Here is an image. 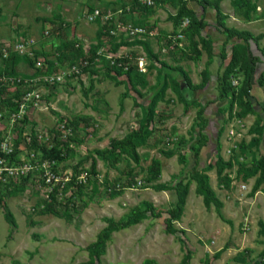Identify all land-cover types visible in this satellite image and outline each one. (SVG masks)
<instances>
[{
	"label": "rangeland",
	"instance_id": "obj_1",
	"mask_svg": "<svg viewBox=\"0 0 264 264\" xmlns=\"http://www.w3.org/2000/svg\"><path fill=\"white\" fill-rule=\"evenodd\" d=\"M142 1L0 0V75L9 65L3 57L5 51L8 55L18 54L12 68L19 78L31 77L37 61L43 64V71L56 76L67 71L71 60L81 68L78 74H66L54 85H36L34 89L40 96L38 106L28 107L26 120L15 128L7 121H0V128L13 137L18 158L23 161L28 160L33 135H47L49 145L50 142L54 145V139H61L58 131L61 125L68 124L73 130L71 139L58 141L63 144L61 148L66 157L54 168L59 180L56 186H46L43 175L37 170L24 181L0 186V264L87 263V247L106 226V220L119 222L143 202L163 212L161 217L148 218L112 233L100 264H181L184 252L178 237L191 252L189 264H238L233 259L239 254H246L249 261L262 260L264 246L257 233L258 221H264L262 186L252 193L257 176L244 180L237 175L240 164L249 167L252 158L264 156V134L257 148L251 147L245 152L242 149V144L247 145L251 139L259 137L255 132L261 124L257 116L264 124V113L259 107L264 104V87H259L255 81L252 104L256 114L239 119L236 116L239 108L234 104L230 117L228 109L232 97L229 96L227 101L219 103V122L214 121L205 129L210 163L217 154V145L222 159L233 163L221 178L217 177L215 169L207 173L211 188L222 202L224 220L213 206L207 209L203 205L201 197L195 193V181L187 180L189 190L184 212L181 220L174 223L184 235L166 232L164 211L174 204V191L160 192L152 187L172 186L176 180L188 176L195 166L189 146L195 141L192 125L199 108L195 102L192 109L185 112L168 86L147 127L149 134L144 139L134 136L139 162L134 163L127 155H122L117 162L99 155L110 148L112 140L136 133L146 115L150 95L158 84L157 72L145 51L132 43L141 40L149 46L153 44L152 51L168 64L171 57L164 46L167 39L171 53H177L179 63L188 70L184 71L192 84L201 85L202 72H208V85L194 91L191 99L210 101L217 94V76L225 68L219 65L217 69L216 63L215 68L210 69L211 63L202 56L191 62L189 42L183 34L188 24L181 31V23L177 28L173 26L170 17L175 15L176 8L171 0H150V5ZM253 5L256 7L253 26L259 32L256 35H262L259 45L264 50V0H253ZM94 11L100 16L89 21ZM106 15H111L110 23L104 20ZM161 22L164 25L159 26ZM127 26L143 29L144 35H129L123 29ZM102 29L104 33L99 34ZM21 45L20 54L16 49L20 51ZM76 47H80L81 55L73 58L71 53ZM21 55L33 62V66ZM116 60H127L131 67L135 66L145 75V84L138 88L143 98L130 91L124 77L112 78L113 74H107L106 66ZM49 64L51 67H47ZM229 81L231 84L236 81L237 85L231 86L238 89L242 75L234 72ZM164 85L166 87L167 83ZM25 89L3 85L0 111L8 110L7 101L16 103L21 99ZM216 109L208 111V115ZM170 151L176 153L167 157ZM154 160L160 162L155 179L149 174ZM197 165L198 171L203 170L204 166ZM54 187L59 189L56 194H53ZM52 195L55 201L51 200ZM7 211L15 226L10 225Z\"/></svg>",
	"mask_w": 264,
	"mask_h": 264
},
{
	"label": "trees",
	"instance_id": "obj_2",
	"mask_svg": "<svg viewBox=\"0 0 264 264\" xmlns=\"http://www.w3.org/2000/svg\"><path fill=\"white\" fill-rule=\"evenodd\" d=\"M172 6L176 8V13L173 17H170L172 24L175 28L184 20L188 19V27L183 31V34L187 37L190 47V54H188V58L195 62L201 57V52L198 49L200 45L202 49H205L209 46V42H205L201 39V32L205 28L206 24L204 19L197 18L195 13L187 8V0H171ZM198 6L201 8L202 12H206L208 9H212L215 12V25L219 28V32L223 34L226 38V41H237L235 45H233L231 49V53L229 56V61L225 65L222 73L217 76V97L216 99L219 102L227 101V98L232 97V101L230 102V108L228 109L229 116L231 117V112L234 104L239 108V111L236 113V116L239 119H244L248 115L256 114L255 109L252 104V96H251V88L253 81L259 87H264V70L260 71L257 74V66L260 64L264 65V50L260 48V40L262 39V35H253L247 31H239L233 28H228L225 24V20L227 17L222 14L220 11V1L219 0H196ZM232 6L234 9H244L243 12L244 17L249 19L251 14L256 11V7L250 4L249 0H234L232 2ZM102 29L99 34L104 33ZM196 37V40H195ZM165 49L168 51L167 53L171 54L169 45L170 42L165 39ZM131 45H139L145 51L148 60L151 62V67L156 70L158 84L154 88L155 92H152L149 98V101L146 105V115L141 119L138 130L133 135H128L121 140H112L110 142V148L107 151L100 152L99 155L104 159L111 160L113 162H117L122 155H127L134 163L139 162V157L136 153V146L134 142V136H140L144 139L149 132L147 131L148 125H150L155 117V109L159 102L164 99V92L167 86L175 93L177 100L183 104L185 112L190 111L195 104V99H191L193 96V92L200 89L201 86H204L208 82V72L203 71V78L201 85H193L188 77V74L180 67V66H170L166 62L159 60V54L153 53L149 44L145 41L137 40ZM14 55L6 56V59L9 65L5 67L0 77H18L16 76L12 66L14 61L18 59L16 53ZM81 55L80 47H76L71 53V57L76 58ZM64 56V55H63ZM66 56V55H65ZM64 56V57H65ZM209 56V55H208ZM220 59L223 61L226 59V54L223 51L220 55ZM21 58L26 60L30 65L33 66V62L29 61L25 55H21ZM69 59V57H65ZM75 61H69L70 66H73ZM92 63V60H89ZM109 62V61H108ZM155 64H158V68L154 67ZM52 64L47 65V67H51ZM107 74L109 76L112 75V78L124 77L125 84L129 86L130 91L136 94L138 97L143 98L142 93L138 89L139 86H143L145 84L144 79L145 75L140 73L135 66H130L127 60L120 61L116 60L112 63H108L106 66ZM81 71V68H80ZM240 73L242 75L241 85H239L238 89L231 86L229 81V77L234 73ZM48 70L45 71V74H49ZM176 73L175 76L173 74ZM43 72L40 69H35V72L31 77H20L23 79H32L36 76L42 75ZM165 82L167 83L165 87ZM55 83L51 84L54 85ZM3 85L0 83V90ZM264 94V93H263ZM235 99V101H234ZM20 103V99L16 101V103H12L7 101L8 110H5L3 115L8 116L10 113L15 112L18 109ZM261 111L264 113V104L259 105ZM205 110L206 106L199 105V108L196 111V122L192 125V130L194 132L195 141L189 146V151L192 153V156L195 160V166L192 168L191 172H189L185 178L178 179L175 181L172 186H167L165 184H157L153 185L152 189L155 191H167L172 189L175 195L174 204L166 209L164 213L166 217L164 219V224L166 227V232L174 235V236H183L184 231L178 230L175 228L174 223L179 222L184 212L186 199L188 196L189 183L187 180H193L196 183L195 193L201 197L203 205L208 209L210 206H213L215 212L218 214L220 219H223L221 214L222 202L218 200L215 195V192L210 186L209 177L207 175L208 172L215 169L216 175L218 178L223 176V172L225 169H230L233 167L232 160L224 161L219 154L220 146L217 145V154L214 158L213 163H208L203 170L198 171L197 167V158L201 151V149L207 143V135L205 134V129L207 127V121L205 118ZM26 117H24V121ZM257 121L261 124L255 129V132L259 135L257 139H251L249 144H242L243 152L244 150L249 149L251 147L257 148L259 146L261 137L264 134V124L262 123V119L260 116H257ZM70 127V126H69ZM71 128V127H70ZM221 130H219L217 134V139L220 136ZM35 134L34 131H32ZM73 130L71 128V135ZM71 135L68 136V139H71ZM138 136V137H139ZM2 140V133L0 131V141ZM65 145V144H64ZM254 145V146H252ZM61 146L62 143L56 141L54 139V145L52 148H46L43 145H40L37 142L36 135L32 137L31 152H39L42 160H50L55 163V166H58L61 162L65 160V151ZM33 148V149H32ZM30 153V152H29ZM175 151H170L166 153L167 157H171L175 155ZM13 159L18 158V151L16 147H14V153L12 155ZM160 170V162L158 160H154L149 169V174L151 178H156L159 175ZM237 175L247 180L254 176H257L256 181L252 187V193L259 190L262 186V192L264 193V156L260 158L254 157L251 159V164L249 167L243 164H240L237 169ZM21 178L20 180L26 179ZM17 182V181H16ZM16 182H10L6 185L0 184V186H11ZM59 189L54 188L53 194H56ZM51 200L55 201V196H51ZM163 212L155 208L149 202H143L140 208L134 209L131 211L128 216L119 222H115L111 219L106 220V226L98 233L96 240L91 243L87 247L89 261L87 263L82 264H100L101 256L105 247L106 242L111 237V234L132 226L139 224L141 221L146 220L148 218L158 219L161 217ZM9 223L11 226H15L14 219L10 212H6ZM258 235L262 238V244L264 246V221H258ZM179 243L181 245L182 251L184 252L183 259L181 264H189L191 252L188 250L185 242L178 237ZM262 260L249 261L246 254H239L234 257V262L238 264H264V248L261 252Z\"/></svg>",
	"mask_w": 264,
	"mask_h": 264
},
{
	"label": "built area",
	"instance_id": "obj_3",
	"mask_svg": "<svg viewBox=\"0 0 264 264\" xmlns=\"http://www.w3.org/2000/svg\"><path fill=\"white\" fill-rule=\"evenodd\" d=\"M146 4L150 5L152 2L150 0H143ZM99 12L94 11L93 15L90 16L89 21H94L99 18ZM106 23H110L112 17L111 15H106L103 17ZM188 20L184 19L180 24V31L187 26ZM116 25V24H114ZM122 26V25H121ZM116 27L121 28L120 26L116 25ZM128 31L129 35H144V30L141 28L130 29V27H123ZM122 30V29H121ZM22 46V45H21ZM20 47V51L16 49V51L22 53L23 46ZM4 52V51H3ZM7 53H3V57H6ZM35 67L37 69L42 70L43 64L40 61L35 63ZM67 71L62 73L61 75H51L45 74V70L42 75L36 76L32 79H23L19 77H1L0 83L1 85H18L21 87L26 88L23 92V95L20 99V103L18 109L10 113L8 116L3 115L0 112V121H7L10 127H14L15 125L20 124L24 121V117H26V109L28 107H37L39 103L40 96L34 89L36 85L39 84H53L62 81L63 76L66 74H78L80 72V67L77 65H73L71 67H67ZM232 86H236L237 82H233ZM15 128V127H14ZM2 133V140L0 141V184L6 185L10 182H16L21 178L28 177L31 174H34V171H40L43 175L44 179L43 182L46 186H56L55 183H58V177L54 172L55 163L50 160H42L39 152H30L27 161L20 160L19 158L13 159L12 155L14 153V144H13V137L10 134H7L4 131V128H0ZM61 133V139H56L57 141L65 142L68 136L71 135V128L69 125H61L58 130ZM37 142L40 145H43L46 148H52L53 145H49L50 137L47 135H43L41 133L36 134ZM60 185V184H59ZM55 188V187H54ZM59 188H62L60 185ZM53 189V188H52Z\"/></svg>",
	"mask_w": 264,
	"mask_h": 264
},
{
	"label": "crops",
	"instance_id": "obj_4",
	"mask_svg": "<svg viewBox=\"0 0 264 264\" xmlns=\"http://www.w3.org/2000/svg\"><path fill=\"white\" fill-rule=\"evenodd\" d=\"M219 1H220V4H219L220 5L219 6L220 11L222 12L223 15H225L227 17V19L225 20V24L228 28H233V29H236L239 31H247L253 35H256L259 33L258 31L255 30L256 28L253 26V14H251L249 19H246L244 17V14H243V12L245 11V8L244 9H234V7L232 6V2L234 0H219ZM249 1H250V4L253 5V0H249ZM187 8L189 10H191L193 13H195L197 18L202 17L204 19L205 24H206L205 28L201 32V39L205 42L208 41L209 46H207L205 49H202L201 46L198 48L201 52V56L204 57L206 61H209L211 63L209 68L212 70L215 68L213 66H215L216 63H218V65L216 67L217 69H219L220 66H225L226 63H228V61H229L231 49H232L233 45H235L237 43V41H228L227 42L225 36L219 32V28H217L215 25V12H214V10L208 9V10H206L205 13L202 12L201 8L198 6L196 0H187ZM257 9H259V8H257ZM167 24L170 25V27L172 29V25L170 23H167ZM162 25H164L162 22L159 23V26H162ZM150 46H151V48H153L152 46H154V45L151 44ZM223 51L225 52V54L227 56H226V59L222 61L220 59V57H221L220 55ZM202 52H204L203 55H202ZM154 53H156V51H154ZM173 53L168 55V57H171L170 63H168V65L173 66V67L174 66H180L181 68H183L181 66V63H179L180 56H178L177 53H174V54ZM162 59L163 58H161V57L159 58L160 61ZM183 70H185V69L183 68ZM262 70H264V65L263 64L258 65L257 66V74ZM185 71H188V70H185ZM193 85H198V84L193 83ZM206 85H208V84H206ZM216 86H217V84H216ZM201 89L202 88H200L198 90H201ZM198 90H196V91L198 92ZM208 92L211 93L209 90H208ZM251 96L253 98V84H252V88H251ZM216 97H217V94H214L213 98H211L210 101H204V100L194 98L195 101L197 102V104H199L201 106H206L205 118L207 121V126L208 125L210 126V124H212L214 121L219 122V120H220L219 103H222V102H219L216 99ZM214 107L217 108L215 113H213V111H211L210 116H209L208 111L214 109ZM207 137H208V135H207ZM207 147H208V139H207L206 145L201 149V151L198 155L197 161H196L197 164L204 166V167H206V165L208 163H210V158H209L210 156H207V153H206ZM194 165H195V163H194Z\"/></svg>",
	"mask_w": 264,
	"mask_h": 264
}]
</instances>
